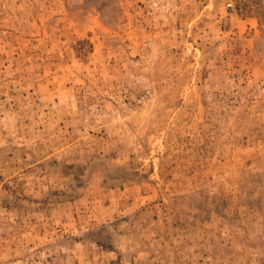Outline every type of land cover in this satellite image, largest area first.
<instances>
[{
  "label": "rangeland",
  "instance_id": "rangeland-1",
  "mask_svg": "<svg viewBox=\"0 0 264 264\" xmlns=\"http://www.w3.org/2000/svg\"><path fill=\"white\" fill-rule=\"evenodd\" d=\"M0 264H264V0H0Z\"/></svg>",
  "mask_w": 264,
  "mask_h": 264
}]
</instances>
